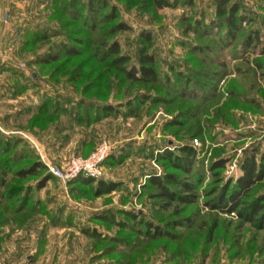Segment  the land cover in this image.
Masks as SVG:
<instances>
[{
    "label": "rangeland",
    "instance_id": "obj_1",
    "mask_svg": "<svg viewBox=\"0 0 264 264\" xmlns=\"http://www.w3.org/2000/svg\"><path fill=\"white\" fill-rule=\"evenodd\" d=\"M104 1L105 9L95 15L100 18L98 26L90 30L82 24L83 12L74 20L61 12L65 0H0V113H22L9 129L0 127L2 136L29 141L43 163L55 167L88 156L101 142L113 145L112 153L117 155L131 150L122 164L103 166V180L121 183L118 191L108 195L94 196L87 187L62 184L53 176L42 189L36 187L40 176L21 182L7 177L6 189L16 182L29 189L25 208L33 205V209L0 216V264H264V231L233 215L211 212L203 204L208 199L205 192L218 181H234L241 174L239 164L246 153L256 148L257 159L264 153V50L262 42L249 51L241 48L248 31L264 36V0H229L239 4L237 15L245 19L233 42L225 39L224 28L206 38L192 32L196 20L215 18L216 0H167L173 6L161 10L153 0ZM120 23L128 30L115 28L107 33ZM45 28L60 31L58 35L72 33L67 39L80 37L85 46L76 57L35 64L37 57L67 41L57 34L44 41L31 39L34 31ZM142 32L151 35L149 52L154 53L161 73H169L171 67L189 73V98L167 97L160 87L119 81L106 62L91 58L95 39L101 44L114 40L120 53L136 63ZM196 45L207 46V56L190 53ZM77 65L82 66L81 78H68ZM92 68L98 72L89 77ZM201 91L206 97L199 96ZM139 93L157 94L166 102L146 103L136 117H110L87 128L63 115L44 130H32L30 125L44 97L69 98L73 103L108 101L117 106ZM191 114L196 117L191 119ZM199 129L205 133L197 137ZM181 146L195 150L204 171L197 183V203L177 214L154 205L149 197L154 189L145 187V180L167 170L156 160L159 153ZM57 148L64 150L57 152ZM219 158L227 159L224 169L210 172L208 167ZM261 193L264 183L253 189L252 196ZM119 211L137 212L164 230L165 223L188 215L193 224L172 230L176 235L170 240L150 241L131 226L121 228L95 219L97 214ZM82 230L87 235L94 230L98 237H88Z\"/></svg>",
    "mask_w": 264,
    "mask_h": 264
},
{
    "label": "trees",
    "instance_id": "obj_2",
    "mask_svg": "<svg viewBox=\"0 0 264 264\" xmlns=\"http://www.w3.org/2000/svg\"><path fill=\"white\" fill-rule=\"evenodd\" d=\"M153 5L159 10L173 6L167 0H153ZM105 6L106 2L104 0H86L85 2L83 0H65L61 12L67 18L71 16L72 19L76 14L79 16L83 12L85 18L82 17L84 18L82 19V24H84L85 28L92 30L98 26L97 22L100 19L95 16L96 12L100 9L104 10ZM239 9L237 2L229 3V0H216L215 18L207 22L196 20L192 32L198 38H206L212 36L217 30L224 28L225 39L233 42L237 39L241 30V23L245 20L241 15H237ZM110 16H113V12H110ZM104 18L102 17V19ZM61 24L62 26H68L67 23L62 22ZM113 29L121 32L127 31L128 27L120 23L114 28L112 27V30L110 28L106 32L112 34ZM59 32L58 30L45 28L43 31H34L31 39L35 41L39 38L38 40L44 41ZM37 34L42 35V37L39 35L37 37ZM71 34L62 32V34L57 35L58 38L67 39V36L73 37L74 34ZM246 34L244 43L241 46L242 50L249 51L254 49L260 42H262L261 46L262 50H264V36H260L257 30H250ZM74 38L76 41L73 39H67L65 42L60 41L59 45L51 47L45 55L37 57L34 63L46 65L56 62L60 58L69 59L78 56L80 47L85 46V41L80 37ZM140 41L136 63L132 62L128 55L120 53L119 44L114 40L101 44L99 43L101 41L95 39L92 45L93 54L91 58H96L99 62H106L107 68L114 72V78H118L119 81L125 79L132 84L160 87L167 97L177 95L180 98H189L191 95V90H187L190 84L189 73L173 67H171L169 73H161L156 66L154 53L149 52L152 46L150 33L142 32ZM208 51L210 49L207 46L196 45L190 48V53L200 57L207 56ZM97 72L95 68H92L88 76H95ZM102 75L104 76L103 73ZM72 76L75 79L81 78V65L72 68L71 72L68 73V78ZM99 76L98 73L95 78ZM90 84H92L91 81L87 82L86 86H90ZM199 96L201 98L206 97L202 91ZM164 102L166 100L163 97L148 93H139L130 99L119 102L117 106H113L108 101L94 103L93 101L79 100L77 103H73L69 98L44 97L36 106L30 125L32 130H44L52 123L53 119L63 115L76 126L87 128L110 117L113 119L118 117L123 119L136 117L144 104ZM195 117L196 114L190 115L191 119ZM203 132V130L199 129L197 137L203 135ZM130 152L131 150L128 148L120 151L119 155L111 152L103 162V166L122 164L125 158L129 157ZM257 153L256 148H252L246 153L239 164L241 174L234 181L226 180L224 182L220 179L221 181H218V185L214 189L205 192L208 199L203 204L211 212L233 215L243 224H247L258 231H264V193L252 196L253 189L258 184L264 183V153H261L258 159ZM156 160L164 164L167 170L160 176L155 174L147 175L145 180V187L154 189V192L149 195L150 199L154 201V205L158 206L162 211L173 209V213L179 214L178 212H182L186 207L196 204L199 199L197 183L201 182L204 167L197 161L195 150L189 146H181L174 151L166 150L159 153ZM226 164V158H219L216 162L210 164L208 169L210 172H220ZM45 170H47L45 164L29 141L27 142L21 138H6L2 136L0 131V216L6 214L16 215L33 209V205L25 208L26 203L29 201V189H23L17 182L6 189V178L10 177V179L21 182L26 178L40 176L36 187L42 189L53 178L49 173H42ZM218 174L220 173H213L214 176ZM69 184L83 188L87 187L94 196L108 195L118 191L121 187L119 182L105 181L103 179L95 180L84 175H79L70 181ZM6 218L9 219L8 217ZM95 219L121 228L131 226L130 228L135 230L142 239L150 241L170 240L171 237L176 235L172 230L185 229L193 224L192 217L188 215L165 223L166 229L164 230L161 225L154 224L142 217L141 214L132 211H119L117 215L115 213H101L95 215ZM2 220L4 221V219ZM82 232L91 238L98 237L94 230L88 235L86 231L82 230Z\"/></svg>",
    "mask_w": 264,
    "mask_h": 264
},
{
    "label": "built area",
    "instance_id": "obj_3",
    "mask_svg": "<svg viewBox=\"0 0 264 264\" xmlns=\"http://www.w3.org/2000/svg\"><path fill=\"white\" fill-rule=\"evenodd\" d=\"M25 137V135H23ZM197 143V141H195ZM113 150V145L106 142L99 143L87 157H73L64 166L55 167L45 163L48 173L62 184H66L79 175L95 180L103 179V162ZM44 161L43 157H41Z\"/></svg>",
    "mask_w": 264,
    "mask_h": 264
},
{
    "label": "crops",
    "instance_id": "obj_4",
    "mask_svg": "<svg viewBox=\"0 0 264 264\" xmlns=\"http://www.w3.org/2000/svg\"><path fill=\"white\" fill-rule=\"evenodd\" d=\"M22 114V113H21ZM21 114L19 113H0V127H5L7 129H9L10 125L13 126V121L15 119H18ZM25 114V113H23ZM23 116V115H22ZM22 118V117H21ZM59 148H57V152H60V151H63L64 149L63 148H60V150H58Z\"/></svg>",
    "mask_w": 264,
    "mask_h": 264
}]
</instances>
